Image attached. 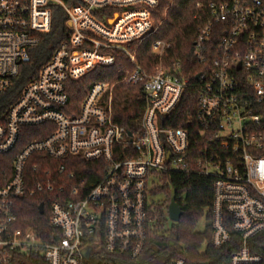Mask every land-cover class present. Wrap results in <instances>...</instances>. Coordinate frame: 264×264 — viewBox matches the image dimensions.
I'll use <instances>...</instances> for the list:
<instances>
[{"label": "built area", "instance_id": "1", "mask_svg": "<svg viewBox=\"0 0 264 264\" xmlns=\"http://www.w3.org/2000/svg\"><path fill=\"white\" fill-rule=\"evenodd\" d=\"M207 6L193 52L205 72L198 80L197 110L186 121L199 132L191 146L189 129L166 127L189 85L180 62L165 65L171 44L152 43L158 62L150 72L130 50L154 33L151 10L158 0H0V97L50 33L55 8L64 12L69 30L0 116V264H13L15 254L28 253H41L47 264H95L94 259L142 264L153 226L149 181L155 187L170 173L213 179L212 247L231 245L233 234L239 245L225 264H264V255L250 249L251 241L264 234V0ZM108 10L111 15L104 14ZM114 52L131 64L121 69L122 82L144 89L145 107L134 131L114 122L115 83L95 82L77 111L71 105L69 86L99 67H114ZM47 125L53 127L49 135L28 142L9 169L1 168V157L16 149L25 128ZM35 155L34 172L46 159L105 164L103 178L93 185H60L49 209V224L57 232L51 243L17 227V200L57 189L47 169L37 188L29 190L27 169ZM57 171L59 177L68 172L65 165ZM67 179L74 180V174ZM87 249L89 258L83 254Z\"/></svg>", "mask_w": 264, "mask_h": 264}, {"label": "trees", "instance_id": "2", "mask_svg": "<svg viewBox=\"0 0 264 264\" xmlns=\"http://www.w3.org/2000/svg\"><path fill=\"white\" fill-rule=\"evenodd\" d=\"M228 0H158V7L151 10L155 24V31L147 36L140 43H134L130 50L136 54L138 63L147 72L153 69L158 59L152 54L151 45L153 42L162 41L171 44L165 65L180 62L182 74L189 79L186 93L179 105V108L171 116L172 122L166 127L187 128L191 134V146L194 145L199 132L195 131L193 125H186V121L193 116L197 110V100L200 94L201 83L196 79L198 75L205 72L204 65L196 62L193 57L194 44L207 19V5L211 2H224ZM197 6V5H199ZM112 10L104 14L111 15ZM52 29L44 35L41 43L31 51V61L21 69L20 75L14 80L10 89L0 97V116L19 97L23 88L34 80L41 67L49 61L55 49H57L68 37V27L64 12L55 8L53 13ZM116 63L111 67H99L90 72L85 78L69 86L71 105L79 109L85 91L99 81L115 83L113 90V114L114 122L125 127L128 131H134L141 119L144 110V89L142 86H130L122 82L121 69L131 67L129 59L122 53L114 52ZM53 127L51 125L25 128L16 149L8 155L1 157L2 167L6 165L9 169L11 161L19 154L23 147L32 140L45 138ZM38 156H33L27 169L29 190L37 188L39 176L45 170L52 172L51 179L56 181L57 189L53 194L48 192H37L32 196H25L15 202L14 210L17 216V227L23 230L32 229L43 243H51L52 236L57 232L49 224V209L51 203L57 199L60 185L76 186L78 182L84 181L87 185L94 184L101 180L105 174L103 162H86L79 158H71L64 161L44 160L41 163L40 171L34 172L31 165L35 163ZM65 165L66 174L57 175V167ZM5 166V167H6ZM73 173L75 179L69 181L67 174ZM67 179V180H66ZM161 185L155 187L157 192H165L167 201L164 205L155 208L150 214L153 217V226L149 233L148 251L145 253L144 264H165L177 258L188 260V264H225L230 254L237 250V236L233 234L231 245L221 250H215L211 244V208L213 203V179L200 173L176 174L170 173L160 179ZM69 189V188H68ZM175 190L176 203L182 209L183 215L178 223L173 224L170 230L165 229L164 219L161 216L163 208L169 207L171 202V191ZM67 192V191H66ZM44 205V214L39 212V206ZM209 221L204 232L197 230L203 218ZM173 241L172 249L160 250L153 253V247L158 243ZM203 242L208 245L202 249ZM236 246V247H235ZM251 252L264 255V234L250 243ZM172 254L168 255L169 252ZM13 264H47L40 254H15Z\"/></svg>", "mask_w": 264, "mask_h": 264}, {"label": "rangeland", "instance_id": "3", "mask_svg": "<svg viewBox=\"0 0 264 264\" xmlns=\"http://www.w3.org/2000/svg\"><path fill=\"white\" fill-rule=\"evenodd\" d=\"M151 183H152V181H149L148 201H149V205L150 204L152 205V208H153L152 210L154 211L155 208L153 207V205L154 204L156 206L164 205V203H166V201H167V197H166L165 192H163V191H161V192L160 191L159 192L155 191V187L156 186L154 187ZM160 185H161V182H159V186ZM161 216L165 220L164 221L165 229L166 230H170L173 227V224H175V223L170 220L169 213H168V206H167V208L166 207L163 208V212H162ZM207 224H209V221L204 217L200 221L197 230L199 232H204L205 228H207L206 227ZM207 245L208 244L206 242H203L202 249L206 248ZM170 254H172L171 251L168 253V255H170ZM94 263L97 264V259H94ZM142 264H144V262H142Z\"/></svg>", "mask_w": 264, "mask_h": 264}, {"label": "water", "instance_id": "4", "mask_svg": "<svg viewBox=\"0 0 264 264\" xmlns=\"http://www.w3.org/2000/svg\"><path fill=\"white\" fill-rule=\"evenodd\" d=\"M200 75L197 76V80H199ZM176 193L175 190L171 191V202L170 205L168 207V213H169V217L170 220L174 223H178L181 220V217L183 215L182 209L179 207V205L176 203ZM39 212L41 215L44 214L45 210H44V205L41 204L39 206ZM58 240V238H57ZM174 242L170 241L167 243H158L157 245H155L152 249H153V253H158L160 250H165V249H172L174 246ZM91 249H87L83 251V254L86 258H89V254H90Z\"/></svg>", "mask_w": 264, "mask_h": 264}, {"label": "flooded vegetation", "instance_id": "5", "mask_svg": "<svg viewBox=\"0 0 264 264\" xmlns=\"http://www.w3.org/2000/svg\"><path fill=\"white\" fill-rule=\"evenodd\" d=\"M170 242V241H169ZM173 242V241H172Z\"/></svg>", "mask_w": 264, "mask_h": 264}]
</instances>
